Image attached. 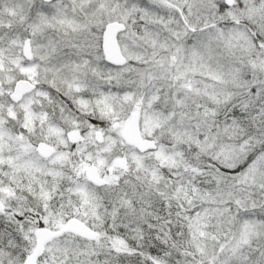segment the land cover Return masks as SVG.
<instances>
[{
	"label": "snow or ice",
	"instance_id": "6c2138e0",
	"mask_svg": "<svg viewBox=\"0 0 264 264\" xmlns=\"http://www.w3.org/2000/svg\"><path fill=\"white\" fill-rule=\"evenodd\" d=\"M0 264H264V0H0Z\"/></svg>",
	"mask_w": 264,
	"mask_h": 264
}]
</instances>
